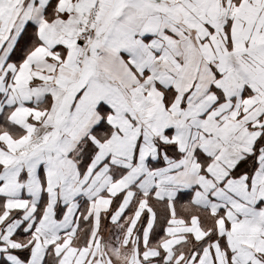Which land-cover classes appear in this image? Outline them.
<instances>
[{
	"label": "snow or ice",
	"instance_id": "1",
	"mask_svg": "<svg viewBox=\"0 0 264 264\" xmlns=\"http://www.w3.org/2000/svg\"><path fill=\"white\" fill-rule=\"evenodd\" d=\"M0 264H264V0H0Z\"/></svg>",
	"mask_w": 264,
	"mask_h": 264
}]
</instances>
